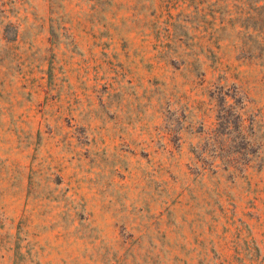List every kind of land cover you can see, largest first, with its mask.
<instances>
[{
    "label": "rangeland",
    "instance_id": "rangeland-1",
    "mask_svg": "<svg viewBox=\"0 0 264 264\" xmlns=\"http://www.w3.org/2000/svg\"><path fill=\"white\" fill-rule=\"evenodd\" d=\"M0 264H264V0H0Z\"/></svg>",
    "mask_w": 264,
    "mask_h": 264
}]
</instances>
